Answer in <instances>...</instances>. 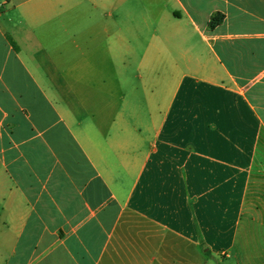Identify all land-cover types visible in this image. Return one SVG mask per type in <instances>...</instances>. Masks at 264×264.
Here are the masks:
<instances>
[{
	"label": "crops",
	"instance_id": "0c3cea01",
	"mask_svg": "<svg viewBox=\"0 0 264 264\" xmlns=\"http://www.w3.org/2000/svg\"><path fill=\"white\" fill-rule=\"evenodd\" d=\"M0 264H264V0H0Z\"/></svg>",
	"mask_w": 264,
	"mask_h": 264
}]
</instances>
